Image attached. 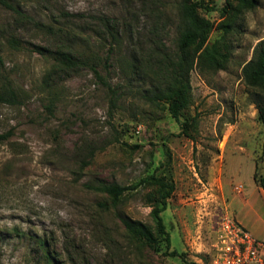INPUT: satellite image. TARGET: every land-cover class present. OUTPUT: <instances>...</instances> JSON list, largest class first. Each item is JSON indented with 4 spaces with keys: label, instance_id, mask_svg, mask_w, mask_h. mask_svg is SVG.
Instances as JSON below:
<instances>
[{
    "label": "rangeland",
    "instance_id": "374dc122",
    "mask_svg": "<svg viewBox=\"0 0 264 264\" xmlns=\"http://www.w3.org/2000/svg\"><path fill=\"white\" fill-rule=\"evenodd\" d=\"M12 1L33 20L18 22L0 5V87L10 82L19 99L0 102V133L12 131L0 141V264H210L223 212L264 240V126L257 109L264 91L250 90L241 73L264 39V0L229 20L224 69L190 70V103L179 119L144 96L153 80H139L130 67L133 59L145 64L151 38L175 50L179 0ZM227 1L207 0L215 10L202 14L216 24ZM101 18L116 20L121 36L105 65L113 40ZM37 22L57 30L46 33ZM68 25L102 32L78 33L71 43L101 57L98 70L118 96L88 68L51 73L52 61L33 49L68 42L57 32ZM220 33L214 29L210 41ZM13 36L20 49L9 44ZM184 120L189 135L181 133ZM152 173L174 184L162 217L169 250L183 255L138 251L125 237L120 215L151 223V186L130 189L116 208L100 206L107 194L88 187L131 185ZM39 240L55 257L51 263Z\"/></svg>",
    "mask_w": 264,
    "mask_h": 264
},
{
    "label": "trees",
    "instance_id": "16d2710c",
    "mask_svg": "<svg viewBox=\"0 0 264 264\" xmlns=\"http://www.w3.org/2000/svg\"><path fill=\"white\" fill-rule=\"evenodd\" d=\"M256 0H228L227 3L219 10L221 20L216 24L208 17L202 14V10H215L213 5L207 4V0H179V24L178 36L175 40V50H170L161 39L151 38L148 42L146 56L141 59H133L130 67L137 73L139 80L144 77H150L153 80V87L146 89L144 95L153 103H162L168 112L176 119L186 109L190 103V82L189 72L193 66L200 70H212L217 72L224 69L230 57L227 44L223 43V38L231 31L229 20L238 13L253 9L256 6ZM0 5L5 6L18 17L16 21L33 20L30 15L24 12L18 3L12 0H0ZM68 18L69 14L66 12ZM80 16V14H79ZM37 27L46 33H55V28L50 25L35 23ZM100 28L104 35H109L113 44L105 56L104 65L107 63L113 47L118 45L121 36L118 33V22L114 19L101 18ZM65 29V30H64ZM214 29L219 30L221 35L213 41H210V35ZM62 31V32H61ZM95 27H88L84 30H74L71 25L65 28H59V33L68 38V42L62 41L53 47L32 44L33 49L45 58L52 61L51 73L64 72L69 73L81 68L90 69L101 82L105 84L113 95L118 96V92L102 79L98 70L100 56L96 54L86 55L78 52L74 46L73 38L78 35L79 38L83 33H91L96 37H101L102 32ZM90 34V35H91ZM9 44L20 49L22 47L19 38L15 36L8 39ZM1 62V58H0ZM149 68L148 71L143 67ZM144 69V70H143ZM143 70V72H141ZM47 73L45 78L51 74ZM242 78L248 88L254 92L264 91V39L258 41L252 52L251 58L241 67ZM0 102L17 104L19 103L18 94L11 86L10 82L2 84L0 87ZM47 109L51 111L50 106ZM258 118L264 126V106L258 105ZM181 133L188 134L190 124L187 120L181 122ZM12 131L0 133V141L6 140ZM139 185H148L152 187L147 200L151 207V223H145L141 220L133 219L126 215H120V221L125 231V237L133 247L138 251L149 249L155 253H162L168 256H180L176 249L170 248V234L166 229L162 212L166 209L167 198L171 195L174 184L169 176L165 174H149L141 178L138 182L131 185H123L115 182L101 183L98 185H89L88 187L107 194L108 199L100 202L99 205L105 208L112 206L116 208L123 200V196L130 189H135ZM260 185L264 188V179H261ZM43 249L44 257L51 263L53 257L50 250H47L43 240H39Z\"/></svg>",
    "mask_w": 264,
    "mask_h": 264
},
{
    "label": "built area",
    "instance_id": "2783aa9c",
    "mask_svg": "<svg viewBox=\"0 0 264 264\" xmlns=\"http://www.w3.org/2000/svg\"><path fill=\"white\" fill-rule=\"evenodd\" d=\"M217 225L210 264H264V240L252 235L227 212L221 214Z\"/></svg>",
    "mask_w": 264,
    "mask_h": 264
}]
</instances>
